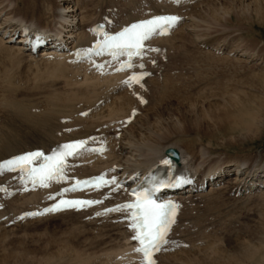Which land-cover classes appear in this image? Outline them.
I'll use <instances>...</instances> for the list:
<instances>
[{"label":"rangeland","instance_id":"374dc122","mask_svg":"<svg viewBox=\"0 0 264 264\" xmlns=\"http://www.w3.org/2000/svg\"><path fill=\"white\" fill-rule=\"evenodd\" d=\"M19 1L0 0V3L3 2L2 6H7L8 12L14 9L11 15L1 18L0 23L5 17L14 18V23L25 17L26 14L22 11ZM138 1L80 0L91 6L93 14L99 12L100 8L120 5L125 8L118 7L123 21L134 20L146 10L161 9V6L155 5L152 1ZM210 2L213 3L209 5ZM232 2H235V5ZM98 4H102L103 8L98 7ZM263 4V0H205L191 8L193 12L186 16L188 19L182 31L176 34L174 39H167L169 50L163 49L161 53L167 56L159 60L165 63L157 65V68L162 66L157 75L162 77L152 79L147 90L141 92L139 90L144 83L133 90L135 94L140 95L138 99L129 95L127 91H122L123 96L134 100L137 105L134 110L140 113L136 117V125L135 122L130 124L125 131L135 125L134 128L142 127L148 132L144 134L145 136L136 138L137 143L143 142L144 146L153 149L161 146L164 139L169 137L170 140H166V143L176 142L180 147L179 150L192 154L184 155L186 158L183 163L195 157L192 162L200 165L199 169L221 163L234 165L231 167L235 169L239 166L237 163L242 160L249 161L248 164L256 162L254 164L256 167H264V120L251 132H247L242 128H230V124H225L226 121L223 119V113H233L235 108L237 111V106L241 107L240 105L247 102L246 105L250 102V106H257V109L264 103V15H261L264 14V10H261L264 9ZM257 5L261 7V11L256 16L254 9ZM238 6L241 8L239 9L241 11L237 10L242 15L241 18L237 17L234 11ZM171 10L180 12L181 8ZM138 12L139 14L135 15ZM200 13L202 17L196 18L195 16ZM128 14L132 19L127 20ZM95 18L97 20V17ZM206 43L214 44L221 49L219 54L215 55L212 50L207 49ZM242 51H247L253 58L240 57ZM222 52L227 53L222 54ZM57 62L63 66L64 73L68 77L64 73L54 74V66L51 65ZM57 62L48 61L46 64L51 65L45 67L46 65L41 66L39 62L29 59L17 64V67H11L1 60L0 63L4 64H2L4 68L0 65V147L2 142L10 149L15 146L13 143L17 147H23L30 144L28 142H32L33 135L29 134L23 125L15 126L16 124L10 121V117L15 114L16 105L25 103L27 110H31L34 116L41 118L49 112L51 104L62 106L65 103H73L76 105L74 109H78L81 105L82 107L91 105L98 98L110 100L112 93H96L93 96L89 86L91 81L87 80V76L83 75L85 79L81 80L72 79L73 76L71 78L68 74L74 75L77 72L74 78L81 74L77 70L75 73L70 72L72 68L65 63V60ZM160 72L163 74L160 75ZM140 98L146 99L145 105L139 104ZM96 103L93 104L88 116L97 111ZM84 111L87 110L80 113ZM261 114L264 115V104ZM88 116L85 118L87 119ZM75 119L76 117H70L68 120L73 121L72 124L61 122L53 126L54 129L51 127L53 130L49 128L46 130L51 131L50 135L63 137L69 135L66 134V129L78 128V131L72 132L78 135L85 128L79 126L84 121L80 120L81 123H77L74 122ZM184 119L191 120L192 124H186ZM195 119L200 126H195ZM177 129L179 134H173L171 137L168 135L178 132ZM44 131L40 132L42 137L49 136V132L44 133ZM134 132L135 130L132 133L127 132V135L133 137ZM13 133L17 137L12 136ZM121 138L115 142L119 144ZM130 155L126 153L123 157L126 160L125 156ZM122 161L125 162L123 159ZM228 165L227 167L230 168ZM229 176L230 174L224 176V179ZM229 192L224 191L219 195H209L200 199L197 197L193 205L184 206L180 222L183 229L177 230V233L179 237L188 234L185 239L186 241L190 239L192 244L195 243L196 246L193 245L195 249L192 247L160 256L158 264H259L262 262L264 194L254 192L249 194L250 196L246 195L247 197L243 195L245 198L240 197L238 200L229 196ZM17 226L5 228L0 224V264H113L111 256L104 257V254L109 253L113 248L111 245L117 244L113 242L105 245L109 236L106 229L108 225L98 228V233L94 232V234L87 225H79L73 217L67 219L55 217ZM246 254L250 255L245 257Z\"/></svg>","mask_w":264,"mask_h":264},{"label":"bare ground","instance_id":"6f19581e","mask_svg":"<svg viewBox=\"0 0 264 264\" xmlns=\"http://www.w3.org/2000/svg\"><path fill=\"white\" fill-rule=\"evenodd\" d=\"M102 1H104V0H102ZM109 1H111V0H109ZM124 1H126V0H124ZM204 1L205 0H200V1L194 2L193 5H191V6L184 4L178 8H175L172 6H167L164 3L159 4L158 1L152 0V2L155 5H159V6H161V8H162V6L165 5L166 8L163 10H161V9L151 10L150 14L154 15V14H158L161 12H172V10H171L172 8H175V9L181 8V11L180 12L177 11L176 13L185 17V16H189L190 13L193 12V9H191L193 6H195L197 4L199 5L201 2H204ZM150 2H151V0H150ZM2 3L3 2L0 3V16L3 15V17H4L6 15L7 16L11 15V12L14 9L11 12H8L6 10L7 6L6 7L2 6L3 5ZM19 3L22 5V11L26 14L25 17L20 18L21 20H19L17 23L13 22L14 18L5 17L3 19V21L0 23V30L2 29V34H3V36H5V37H0V62H1V60H2V62L5 61L9 65H11V67H13V66L17 67L16 66L17 64L24 62V61H28L29 59L33 60L34 62H39L41 64V66L46 65L45 67L51 65V64H46V62L48 63V61H50L52 63L53 62L52 60H54V62L65 60L66 64L69 62V60L66 57H63V58L54 57L52 59H49V57H50L49 55H53L55 53V51L53 50L54 45L50 46L48 48L47 53L31 55L28 53L26 48L23 45H21L22 40L15 42V44L12 43L11 42L12 36L17 31L18 26L22 25L24 23H27V24H29V25L37 28V29H40V30H45V31L55 30V31H57V35L60 38H64V39L66 38V40H65L66 43L68 41H70L69 40L70 38H74L73 41H75V42L76 41L81 42V43L85 42L84 47H86L87 45H90L92 43V40L90 38H87L84 31H85L86 27L90 26L91 24H93L97 20L95 18V14L92 13L91 6L88 3H82V2H80V0H20ZM101 3H103V2H101ZM111 3H113V2H111ZM212 3L213 2H210L209 5ZM232 3L234 4L235 2H232ZM108 4H109V2H108ZM103 5H105V4H103ZM101 6H102V4L101 5L98 4V7H101ZM241 6H243V5H241ZM107 7H109V6H107ZM238 7H236L234 11H236V13H237L236 16L241 18L242 15L237 12V10H239L241 8H240V6H238ZM102 8H103V6H102ZM145 8H146V6H145ZM260 8H259V5H257L256 9H254L256 11V16L260 14L261 10L262 11L264 10V9L260 10ZM130 9H131V7H130ZM239 11H241V10H239ZM7 13H9V14H7ZM144 13H146V11ZM144 13L140 17H138L134 20H129V21H123V19L121 17L122 20L119 19V24H116V27L120 28V27H123L124 25L129 24L132 21L147 17L148 15H144ZM120 14L122 16L121 12H120ZM138 14H139V12L135 15H138ZM261 15H264V14H261ZM200 16H201V13L195 17L199 19ZM225 17H227V16H225ZM94 18H95V20H94ZM220 18H224V17H220ZM231 18H233V17H231ZM128 19H132L130 14H128V16H127V20ZM225 20L228 21L226 18H225ZM229 20H232V19H229ZM184 22L178 26V28L170 35V37L164 38L161 40H156L157 47L160 48V52L158 54L154 55L147 63L154 61V59L157 58V56H159L163 52V49L169 50V46L167 45V43H168L167 41L171 38L174 39V36L182 31V29L185 25ZM55 23L58 25V27L55 26L56 25ZM53 24H54V28H51V26H53ZM78 31H81V32L76 33ZM73 34H75V35H73ZM4 39H6V41ZM72 43L73 42H71V44ZM170 48H171V46H170ZM240 54H241V55H239L240 57H247L248 58V56H249V58H253L252 56H250L248 54L247 51H242V52H240ZM2 64L0 63L1 66L4 65V64L3 65ZM67 65L70 68H72V70H70V72L72 71L75 73L77 70L78 73L81 74L80 75L81 77L83 75L85 77L87 76V80L91 81L89 86H91V89H92L91 93L93 94V96H95L96 93L103 94V93L109 92V93H112V94H110V95H112L110 97V100L107 101L104 98H98V99H96V101L98 100L97 103H96V101L93 100L94 103H92L91 105L85 106V107L84 106L82 107V105H81V107H79L78 109L77 108L74 109L76 107V105H74L73 103H65L62 106L57 105L56 103L51 104L50 109H48L49 112L41 118L34 116V114H32V112H31V110L30 111L27 110L25 103H22V105H16V107L14 109L15 114L11 113V114H13V116L10 117V121L13 124H16L15 126H17L18 124L20 126L23 125L24 129L27 130L29 132V134L33 135V137H31L32 142L30 141V142H28L30 144H28L25 141L28 145H25L23 147H20V146L17 147V145L15 143H13L15 146L12 147L11 142H9L10 146L12 147L10 149L7 145H3L4 142H2L3 140L1 139L2 140L1 142L3 144H1V147H0V150H1L0 161L3 159L9 158L15 154L23 153L26 151H33V150H39L40 149V150H43L45 152H50L52 149H54L56 146H58L61 143H65V142H68L71 140H77L80 138H88V137H91L94 135H100V136L104 137V139L108 142L109 152L106 154L104 159L85 158V159L80 160L81 162L88 163L87 166H85V167L75 169L76 174L80 177H88L91 175H96L99 172H101L104 169V167L110 166V164H113L114 166H116L118 168L120 166H126V168H125L126 172L122 173L121 177H123L126 173H129V172L132 173L131 171H136V170H140L142 172L141 176H143L146 171L150 170L153 166H155L156 164H159L163 161V159L165 157V153L169 149L175 150L180 155H183L180 157L182 163L185 161L184 158H186V156H184V155H192V154H190V152L186 151V149H185L186 152L179 150L180 147L178 146V144L176 142L166 143L167 142L166 140L169 139V137H167V136H166L167 138L164 139L163 144L161 143L162 144L161 146H157L153 149L151 147L144 146L143 142L137 143L136 138L138 139V137H142L144 134H147L148 132H146L142 127H135L134 128V126L136 125V121H137L136 117H137L139 112H138V110H134L137 106L136 103L134 102V100L132 98H127V97L123 96L122 91H127V90H123L119 87L120 76L106 77V78L100 80L96 76L91 74V72H89V71H88L89 72V74H88L87 71L85 69H82L81 67H73L70 64H67ZM146 65H148V64H146ZM51 66H54V69L52 67H50V68L55 70L54 71L55 75L64 73V68L60 64V62H57V64L54 63ZM3 68H4V66H3ZM86 69H87V67H86ZM154 73H156V72H154ZM75 74H77V72ZM75 74L74 75L72 74L73 78L75 77ZM64 75L67 76L66 73H64ZM79 77H76L74 79L81 80V78H79ZM85 77H83V78H85ZM150 79H148L149 81L145 80L143 83L145 84V82H151L152 80H150ZM84 82H85V80H84ZM141 88L139 89L140 92L142 90ZM135 89H137V88H135ZM127 93H128V91H127ZM93 96H91V97L95 98ZM131 96L134 97L133 94H131ZM255 102H257V101L255 100ZM95 103L97 104L96 108H98L96 112L92 113L91 116H88L87 119L85 117L80 116V114L82 113V112L80 113V111H83V110L91 111L92 107L94 106L93 104H95ZM139 104L141 105V103H139ZM246 104L240 105L241 107L237 106V111L235 108V112H233V113H229V112L223 113L224 117L223 116H221V117H223V119L226 121L225 124H230L229 126L232 129L233 128H236V129L242 128L243 130H246L247 132H251L254 127H256L258 124H260L264 120V115H262V114L260 115L261 108H263L264 103L259 105L258 109L256 108L257 106H250V102L248 105H246ZM30 107H32V106H30ZM137 109H138V107H137ZM70 117H72V118L76 117L74 122L76 121L77 123H81L80 120L84 121L82 123V125L81 124L79 125V126L85 127L83 131L81 129L82 132L80 134H78V135H75L76 133L72 134V132L74 131L75 128L73 129V131L69 135H65L63 137L56 136V135H50L51 131L46 130L48 128L54 129L53 126H55L57 123L60 124L61 122H64L67 124H72L73 121L68 120ZM129 118L133 119L132 123L135 122L134 123L135 125L128 128L127 131H125L126 130L125 129V130H122L120 132L122 134V135L120 134L122 137L121 138L122 140L119 144H117L116 142L118 140L116 141L114 139V136L116 134H114V133L112 134L111 128L112 127L113 128L119 127V125L116 123L120 119L123 122L125 119H129ZM134 119H136V120L134 121ZM191 120H192V118H191ZM191 120L188 121V119H186L185 120L186 124H189V123L192 124ZM194 121L196 122L195 126L198 127L199 124L197 125V119H195ZM132 123H131V125H132ZM13 124H12V126H13ZM111 124H113L112 127H111ZM122 124H121V126H122ZM74 125H72V126H74ZM76 125H78V124H76ZM15 126H13V127H15ZM105 126H106V128H104ZM129 126H127V127H129ZM41 130L42 131L45 130V131H47V133L49 132V136L47 135V137L46 136L42 137V135L40 134V132H42ZM134 130L136 132V135L134 132L133 137L132 136L129 137V135H127V132L132 133ZM21 131H22V129H21ZM45 131H44V133H45ZM123 131H124V133H123ZM177 131L178 132H176V133H169L168 135H170V137H171V135L173 136V134H175V135L179 134V129H177ZM10 132L12 133V129L10 130ZM16 132L18 133V131H16ZM13 135H14V133L12 134V136ZM2 136H4V135H2ZM15 137H17V136H15ZM7 139H6V141H8ZM18 142H20V141H18ZM21 142H22V138H21ZM5 143H7V142H5ZM116 145L119 148L116 147ZM126 153L129 155L131 154V155L129 157L125 156V158H126V160H125L123 156ZM149 157H151V158H149ZM122 159L125 162H123ZM194 159H195V157H193L190 161L183 163V164H185V166L192 167L193 169L196 170V173L200 174L202 172L199 169L200 165L193 164L192 161ZM248 163H249V161L242 160L240 163H238L239 166L237 165L238 167L233 169V171L231 170V166H230V168H228L226 166L225 169H227V170H225L226 172L223 171V175H221V173H220L219 174L220 176L218 178H216L212 183L210 181L207 182V189L208 188L209 189L208 190L206 189L207 191L205 194H202V195H199L196 197L194 195H180L178 199H180L181 205L185 201L189 202L187 204L193 205V203L195 201H197L196 200L197 197H198L197 199H200V198H203V197H206L209 195L210 196L219 195V194L223 193L224 191H231L233 189L234 185L236 183H239V182L241 183V185L246 186V188L249 190H255L256 192H259V193L261 191L264 194V167L263 166L262 167H256L254 165L256 162H253L250 164H248ZM216 166H220V165L215 164L213 166L212 165L208 166L206 172L214 171L212 169ZM223 166H225V165H223ZM250 166H252V167H250ZM85 170H88V171L85 172ZM240 171L243 172V175H241L240 177L236 176ZM230 173L233 174L231 176V177H233L232 178L233 180L228 179V177L220 180L221 179L220 177L228 176ZM213 176L214 175L208 176L207 179H209L210 177H213ZM141 180H142V177H141L140 181ZM204 180L205 179H202L201 184H203ZM192 196H194L195 198ZM38 197H39L38 193L30 194V195L12 196V197L11 196H1V203L4 206V210L2 212H0V218H2L4 216H9L10 220H11L15 215L19 214L22 211L27 210V209H25L27 204L37 203L38 200H40V197L39 198ZM190 197H192L193 199L192 198L189 199ZM242 197H244V196H242ZM25 199H26V201H25ZM88 216H90V214H87V213L76 214V213L69 212V213H64V214H60V215H55L51 218L53 219L55 217H66V219H67V217H70V218L73 217V219L78 221L79 225H83V226L87 225L88 228L90 229V231L93 230V234H94V232L98 233V230H97L98 228H101V227L108 225L106 227V229H107L109 236L106 239L105 245L107 243L112 244L113 242H115V243L117 242V244L116 245L114 244L115 246L111 245L113 247L112 251L109 252V254L106 253V255L108 254L109 256H111V258L113 260L118 256L124 255L123 257L125 260L122 262H117V264H122V263L129 264L131 262V260L133 259V257H136L135 255H132L130 253V251L133 249V245H131V243L129 241L130 236H132V235L128 231H126V229L121 224H113V223H111V220L101 221L102 223L98 226L96 224L99 222V220L85 221V218ZM180 216H181V211L178 215V219L180 218ZM51 218H49V219H51ZM46 220L47 219L44 218V219L36 220L35 222H42V221H46ZM32 222L31 221H27V222L25 221V223H18L14 226L23 225V224H30V223L32 224ZM0 224H3V226L5 228H10V227L5 226L6 222H0ZM173 231L174 230H172L171 234H172V237L174 238V235H173L174 232ZM182 234H183V232H182ZM193 249H195V246L193 247ZM104 251H106V250H104ZM181 251H179V252H181ZM106 255L104 254V257ZM249 255L246 254L245 257H248ZM113 256H114V258H113ZM161 256H163V255H161ZM82 260H85V259H82ZM261 260H262V262H260L259 264H264V256H262ZM86 262H87V260H86Z\"/></svg>","mask_w":264,"mask_h":264},{"label":"snow or ice","instance_id":"6c2138e0","mask_svg":"<svg viewBox=\"0 0 264 264\" xmlns=\"http://www.w3.org/2000/svg\"><path fill=\"white\" fill-rule=\"evenodd\" d=\"M177 23V17H160L144 23L135 24L125 29L119 36L108 37L107 44L120 50H127L129 58L132 55H139L143 48V42L157 32L164 33L165 27H171ZM126 67H131L130 64ZM143 77L132 76L129 82L138 83ZM84 148V143L68 144L54 155L47 157L45 163L38 168H32L31 174L33 182H39L41 186H46L47 181L62 179L65 160L67 157L77 154L78 150ZM43 154L33 153L13 161V165H23L41 159ZM163 163L168 165L169 161L164 160ZM114 182V181H113ZM181 181H177L180 183ZM86 183V182H85ZM98 183H106L101 180ZM164 185H160L163 187ZM75 190V189H73ZM158 187L152 188L148 192H141L136 195L133 203L124 205L125 209L130 210V228L134 231L132 239L139 245L135 249L137 253L142 254V264H155L153 255L159 252L162 247L168 243L166 237L172 223H174V210L177 205L173 203H160L153 199L154 192L158 191ZM91 201H67L61 200L55 207L46 211L54 212L62 207H84L91 205ZM38 213H33L37 215Z\"/></svg>","mask_w":264,"mask_h":264}]
</instances>
